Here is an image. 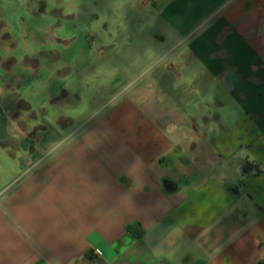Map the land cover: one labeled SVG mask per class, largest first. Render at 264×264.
Returning <instances> with one entry per match:
<instances>
[{"label": "crops", "instance_id": "obj_1", "mask_svg": "<svg viewBox=\"0 0 264 264\" xmlns=\"http://www.w3.org/2000/svg\"><path fill=\"white\" fill-rule=\"evenodd\" d=\"M158 9L139 15L152 26L135 39L111 29L105 118L53 139L40 126L9 158L19 172L0 186V264L264 260V0Z\"/></svg>", "mask_w": 264, "mask_h": 264}, {"label": "rangeland", "instance_id": "obj_2", "mask_svg": "<svg viewBox=\"0 0 264 264\" xmlns=\"http://www.w3.org/2000/svg\"><path fill=\"white\" fill-rule=\"evenodd\" d=\"M167 1L157 0L155 8V0H0V24H6L0 27V186L19 172L9 158L26 154L42 138L40 126L53 139L59 125L105 118L115 92L106 49L120 37H112L111 29L129 27L121 38L135 39L131 30L152 23L139 15L157 13ZM133 55L126 53L128 59ZM67 75L75 95L66 97Z\"/></svg>", "mask_w": 264, "mask_h": 264}, {"label": "trees", "instance_id": "obj_3", "mask_svg": "<svg viewBox=\"0 0 264 264\" xmlns=\"http://www.w3.org/2000/svg\"><path fill=\"white\" fill-rule=\"evenodd\" d=\"M127 232L133 238H141L144 235V230L139 223H132L128 226ZM259 264H264V260H261Z\"/></svg>", "mask_w": 264, "mask_h": 264}]
</instances>
